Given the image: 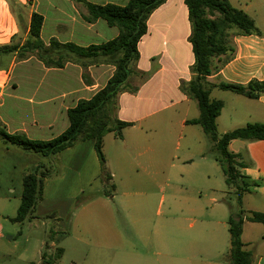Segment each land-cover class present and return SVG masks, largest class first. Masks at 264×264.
<instances>
[{
    "label": "crops",
    "instance_id": "obj_1",
    "mask_svg": "<svg viewBox=\"0 0 264 264\" xmlns=\"http://www.w3.org/2000/svg\"><path fill=\"white\" fill-rule=\"evenodd\" d=\"M83 2L124 6L128 0H0V46H21L28 38L33 13L43 18L40 39L45 46L55 39L86 48L117 37L118 29L104 20H84L87 8ZM228 2L251 17L258 30L264 27V0ZM190 35L184 0H166L148 18L147 32L137 45L139 58L126 90L117 98L116 118L129 125L120 130L121 138L116 132L103 138L109 183L115 190L111 197L102 193L100 163L91 141L76 142L50 157L0 141L8 158L0 164V218L6 215L10 221L14 217L5 209L11 201H18V209L24 175L45 174L41 199L28 223L32 228L36 219L56 221L50 244L40 241V253L47 247L54 253L61 251L60 259L48 260L49 264H59L68 256L70 264H226L231 189L224 185L216 160L213 164L207 160L201 127L187 123L198 117L199 110L180 89L192 77ZM230 45L233 52L227 62L214 59L216 70L203 81L210 98L223 103L216 118L217 129H223L219 135L251 123L264 124V93L251 99L217 87L220 83H264V33L232 35ZM113 71L111 65H90L86 72L91 84L87 85L79 64L48 68L34 56L22 60L15 53L0 55V126L8 134L51 140L67 129L68 110L79 100L91 98ZM177 126L187 147L179 156L165 157L161 152L167 139L159 134L167 135V130ZM228 149L246 158L238 171L255 183L242 196L243 209L264 214V140H233ZM10 156L18 161H10ZM56 163L61 173L52 170ZM177 169L186 171L187 185L171 184ZM160 174L165 175L163 183ZM83 175L85 181H81ZM88 188L89 196L78 201ZM16 232L12 229L6 238ZM241 240L244 249L252 252L254 264H264V226L245 221Z\"/></svg>",
    "mask_w": 264,
    "mask_h": 264
},
{
    "label": "trees",
    "instance_id": "obj_2",
    "mask_svg": "<svg viewBox=\"0 0 264 264\" xmlns=\"http://www.w3.org/2000/svg\"><path fill=\"white\" fill-rule=\"evenodd\" d=\"M165 2L166 0H128L124 6L83 2L87 8V15L84 17L86 22L93 23L102 19L108 26L118 29V35L114 39L86 48L72 43L61 44L55 39H51L49 45L45 46L40 39L43 18L38 13H33L25 42L21 46H0V55L15 53L22 60L34 56L48 68H62L65 63L79 64L84 69L82 79L87 85L91 81L87 79L85 70L90 65H111L114 71L105 85L91 98L79 100L68 110L69 125L57 137L46 141L32 140L24 134H8L0 126V141L43 157L54 156L76 142L91 141L100 163V179L104 183L102 193L111 197L114 186L109 183L110 175L102 150L103 138L110 132H116V137L121 138L120 130L129 125L116 118L117 98L126 90L132 66L139 58L137 45L147 32L148 18ZM184 3L191 27L189 42L194 62L190 68L191 79L182 82L180 89L186 97L196 102L199 110L198 117L187 123L199 125L212 143L211 152L224 174L225 184L231 189L234 201L233 204L228 203L229 248L224 261L226 264H254L252 252L244 249L241 240L242 226L245 221L264 226V214L243 209L242 196L255 183L246 180L239 173L238 168L245 164L238 162L240 154L231 153L228 144L233 140H264V124L251 123L219 135L216 118L223 103L210 98V91L204 87L203 81L216 70L212 63L214 59L227 62L233 52L230 45L232 35L260 36L261 33L253 19L243 11L233 8L228 0H184ZM217 87L251 99L264 93V83L257 81L247 85L220 83ZM44 176L43 172L38 171L23 176L20 204L16 215L10 219L11 222L22 224L33 218L34 208L42 196ZM60 257L61 251L57 250L52 262L58 261Z\"/></svg>",
    "mask_w": 264,
    "mask_h": 264
},
{
    "label": "rangeland",
    "instance_id": "obj_3",
    "mask_svg": "<svg viewBox=\"0 0 264 264\" xmlns=\"http://www.w3.org/2000/svg\"><path fill=\"white\" fill-rule=\"evenodd\" d=\"M233 3H236V2H233ZM239 3L243 4L245 2H243V0H239ZM15 12L18 13L17 10H15ZM257 23H259V22H257ZM260 31H261V33H264V27L263 26H261ZM19 71H20V69H18V72ZM85 74H86L87 79H88L89 75L86 72V70H85ZM214 94H216L215 96H217L218 93H214ZM196 111H197V109H196ZM222 130H223L222 127L219 126V128L217 129V132H220ZM231 130L232 129H229L226 132L231 131ZM167 131H168L167 135L163 131H162V134L161 133L159 134L162 139H164V138L167 139L166 148H163V150H162L163 152H161V154L164 153L165 157L169 156V158H172L174 154H177L178 156L183 154V151H185V149L187 147V141L184 137L185 135L180 132V129L178 126H177V128H174V129L171 128ZM180 136H182L183 139L180 140V145H179V147H177L178 146L177 143H178ZM204 138H206L205 140H206V144L208 147L207 152H206L207 160H208V162H210V164H213V162L215 161V159H214L215 156L211 152L212 143L210 142V140L208 139V137L206 135ZM239 141H241V140H239ZM10 146L15 147L13 145H10ZM103 155H104V153H103ZM240 158H241V162L246 161V158H244L243 156ZM104 159H105V157H104ZM5 160H8V158L6 156H4L3 145H0V164H3V162H5ZM9 160L12 162L18 161V159L16 157H11V156H10ZM52 170L53 171H59L60 173L62 171L60 169V167L57 166V163L54 164V166L52 167ZM51 173H53V172H51ZM2 174H3V170L0 169V183L2 181ZM216 174L218 175L219 173H216ZM163 177H165V175H163V174H160V176H158V179L162 183L164 181ZM52 178H55V175H53ZM218 178H220V177H218ZM84 179H85V176L83 175L81 178V181L86 180V179L85 180ZM186 180H187V175H186L185 170L182 172L180 169L173 171V180L171 181V184L178 186V187L180 185L185 186L188 184V182ZM96 184L98 186L99 182H97ZM224 185L226 186L225 183H224ZM114 192H115V190H114ZM114 192L112 193V195H114ZM89 194H90V190L88 188V190H86L84 193H81L78 196V201H83V199L88 197ZM227 198L230 199V200H228L229 203H231V204L234 203L233 196H231V193L228 194ZM17 205H18V201H11L10 203H8L6 206V209H5V213H8L10 217L15 216ZM0 223L4 227V228H2L3 230H0V234L3 236L2 240L0 241V264H46V263L49 264L48 260L51 261V259H53L55 253L52 251L51 248H48V247L44 248L41 252L42 254L40 253V249L43 248V246L40 244V241H46L48 244H50V242L52 241L51 235H53L55 233L54 229H55L56 221H52L51 219H47V218H45V219L40 218L39 220L36 219V221L34 220L31 222L33 224V227L30 228L28 221L24 222L23 224H17V223L13 224L8 220L7 216L5 215V216L0 218ZM44 223H45V225H44ZM12 229H15L17 232L15 233V236L13 238L7 239L6 238L7 232H11ZM26 238H28L27 241H26ZM6 242H10L11 244L8 245ZM77 258H78V260H81V257L78 256ZM59 264H70L69 263V256L66 257Z\"/></svg>",
    "mask_w": 264,
    "mask_h": 264
}]
</instances>
